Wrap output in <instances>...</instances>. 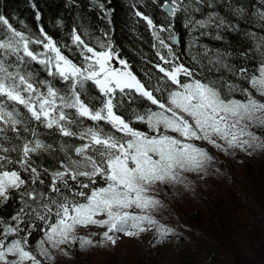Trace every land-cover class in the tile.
Here are the masks:
<instances>
[{"label":"snow or ice","instance_id":"snow-or-ice-1","mask_svg":"<svg viewBox=\"0 0 264 264\" xmlns=\"http://www.w3.org/2000/svg\"><path fill=\"white\" fill-rule=\"evenodd\" d=\"M93 2L110 16L105 3ZM140 2L133 0L132 14L153 37L157 61L148 63L159 74L149 73L147 81L120 58L110 38L90 45L73 27L71 40L81 58L76 63L43 27L28 35L0 14V205L20 204L8 219L0 216V264H45L54 259L50 249L68 255V247L77 244L81 250L115 246L118 236L150 230L163 242L174 229L154 217L163 207L154 190L187 188L185 173L207 172L215 157L205 145L225 152L264 149V131H256L264 130V36L246 33L259 40L239 53L258 57L252 68L227 63L231 53L199 46L191 56L200 66L198 76L175 50L173 21L182 14L190 33L211 36L213 29L214 39L222 40L221 30L235 25L215 14L217 0H151L165 15L160 24L140 10ZM205 9L212 11L197 18ZM258 15L264 20V11ZM33 64L42 66L47 78H40ZM205 68L223 69L236 79L203 75ZM137 100L147 107H132ZM45 134L60 139L49 143ZM45 155L51 158L48 166L34 159ZM89 226L104 231L77 235L78 228ZM37 229L39 256L30 241Z\"/></svg>","mask_w":264,"mask_h":264},{"label":"trees","instance_id":"trees-1","mask_svg":"<svg viewBox=\"0 0 264 264\" xmlns=\"http://www.w3.org/2000/svg\"><path fill=\"white\" fill-rule=\"evenodd\" d=\"M101 2L112 9L110 16H105L94 4L93 0H74V2L73 0H0V14L5 15L17 30L28 35L38 34L39 28L43 27L45 32L61 46L64 54L76 63H80L81 58L78 49L73 45L71 40L73 27L78 29L82 38L90 45H96L98 41L107 42L110 38L120 58L128 62L131 70L142 81L148 80L149 73L159 75L152 65L148 63V61H157L155 55L156 49L152 47L154 43L153 37L146 24L143 21H138L133 16V9L131 8L133 0H101ZM33 4L36 5L35 8L32 7ZM138 6L141 11L150 14L157 24L166 23L164 13L158 7L152 5L151 0H141ZM214 7L215 14L235 25V30H221L222 40L214 39L216 32L213 29H209V31H212L211 36H199L198 32L190 33L185 27L184 16L182 14L178 15L173 21V27L178 36V43L174 44L176 52L187 66L196 67L198 76L201 74L200 66L193 65L191 56L201 50L199 46L213 50L219 49L224 54L231 53V56L225 57L227 63L233 64L237 68L242 66L252 68L257 62L258 57L256 59H248L240 57L239 53L242 51L249 52L259 42V40H253L246 33L251 31L256 33L257 37L264 36V28L261 27V25H264V20H261L258 15L260 11H264V0H217ZM237 8L243 10L242 15L235 11ZM37 11L40 13L39 20L36 19ZM211 11V9H205L203 14L197 13L196 17L202 18L203 15H208ZM109 20H111V23H108ZM57 21H60V23L58 24ZM105 33H107V36H105ZM197 37H199L198 40L196 39ZM194 40H196L198 47H193ZM64 45L68 47H64ZM31 47L34 50H40L37 45H32ZM249 54L251 55V53ZM204 63L207 64V61L205 60ZM33 68L39 71L40 78H47V74L43 71L42 66L33 64ZM202 74L213 78L223 75L228 80L236 79L223 69L217 72L213 68L211 72H208L207 68H205ZM152 83H156L155 76H153ZM61 86L62 84L58 82L57 87ZM244 87H248V85L244 83ZM89 90L92 95L96 94L93 87L90 86ZM235 95L237 98H241L240 93H236ZM132 107L142 110L144 107H147V104L137 100ZM121 114L124 113L122 112ZM134 126L141 130H146V126L139 123L134 124ZM41 131L43 132L44 130L41 129ZM43 139L52 143L53 141H58L60 138L45 134ZM74 142L79 143V141ZM209 150L213 154L211 149ZM34 159L38 163L42 159L45 166L51 163V158L48 155L42 158L34 157ZM259 183L263 184L261 180ZM19 207L20 204L17 200H13L7 205H0V216L8 219ZM191 211H193L192 213L198 212L197 209H192ZM217 215L219 217L217 223L219 222V225L224 224L225 229L230 228V230L224 229L223 232L221 231V236L232 248L233 254L236 257L234 264H245V262L248 264L254 262L264 264V235L254 231L255 235L250 237L249 242L253 260L249 262L248 256L244 254L240 244L232 236V226L222 215ZM37 225L38 227H43L40 222H37ZM252 227L254 228L255 226ZM218 230L220 232V229ZM251 231L247 229L245 234ZM41 236L42 233L38 229L33 231L30 237L32 249L35 248L36 242ZM193 261L195 262L193 264H199L196 258ZM188 263L189 261L183 262V264ZM77 264L88 263L81 261ZM125 264H146V262L142 257H135Z\"/></svg>","mask_w":264,"mask_h":264},{"label":"rangeland","instance_id":"rangeland-1","mask_svg":"<svg viewBox=\"0 0 264 264\" xmlns=\"http://www.w3.org/2000/svg\"><path fill=\"white\" fill-rule=\"evenodd\" d=\"M250 91L253 90L250 88ZM205 147L211 149L215 157L207 172L185 173L190 181L187 188L182 184L160 186L153 192L163 203V207L153 213L154 217L174 229L163 242L158 243L154 230H150L136 237L118 236L115 246L108 244L81 250L77 244L68 247V255L50 249L54 259L46 260L45 264H77L81 261L125 264L135 257H142L146 264H183L185 261L193 264L195 258L199 264H234L236 257L221 236L225 225L217 223V214L232 226L233 238L251 262L250 237L255 235L254 231L264 235V149H229L225 152L209 145ZM192 209L199 213H192ZM226 229L230 230L229 227ZM247 229L252 231L245 234ZM102 231L103 228L96 226L80 227L77 235ZM95 239L99 240V236ZM32 250L39 256L36 246Z\"/></svg>","mask_w":264,"mask_h":264},{"label":"water","instance_id":"water-1","mask_svg":"<svg viewBox=\"0 0 264 264\" xmlns=\"http://www.w3.org/2000/svg\"><path fill=\"white\" fill-rule=\"evenodd\" d=\"M174 44H177L178 43V36H177V38H176V42H173Z\"/></svg>","mask_w":264,"mask_h":264}]
</instances>
